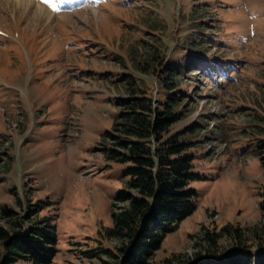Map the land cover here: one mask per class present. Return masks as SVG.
<instances>
[{
    "label": "rangeland",
    "instance_id": "1",
    "mask_svg": "<svg viewBox=\"0 0 264 264\" xmlns=\"http://www.w3.org/2000/svg\"><path fill=\"white\" fill-rule=\"evenodd\" d=\"M159 41L184 62L212 52L241 67L219 80L193 62L198 83L180 86L195 101L175 126L212 111L219 137L195 148L196 206L153 261L192 251L203 226L259 219L264 165L253 124L264 120L252 118L262 110L251 99L264 84V0H0V214L33 203L54 217L57 251L46 264H102L80 250L116 243L103 233L132 162L106 157L105 133L129 90L126 73L159 93L157 77L134 65Z\"/></svg>",
    "mask_w": 264,
    "mask_h": 264
},
{
    "label": "trees",
    "instance_id": "2",
    "mask_svg": "<svg viewBox=\"0 0 264 264\" xmlns=\"http://www.w3.org/2000/svg\"><path fill=\"white\" fill-rule=\"evenodd\" d=\"M153 44L134 65L157 77L160 95L149 93L133 73H126L129 90L119 98L118 115L112 129L105 133L102 149H107L106 157L130 160L132 164L125 170L129 175L126 186L111 203L112 224L103 233L107 240L115 239L116 243L106 245L99 239L100 244L80 250L86 257L100 258L102 264H157L152 258L164 235L174 230L196 206V189L190 185L199 176L193 170L195 148L219 137L215 132L219 116L212 111L204 119L175 126L187 115L194 100L181 84L198 81L191 59L172 60L160 41ZM202 60L201 67L217 73L209 57L203 55ZM257 85L261 91L251 100L262 113L253 111L252 118L260 121L264 120V84ZM217 87L220 86L213 88ZM209 122L216 123L209 127ZM253 125L258 133L255 146L264 165V124ZM201 129L208 132L199 135ZM262 187L257 221L248 225L226 222L219 228L203 226L193 235L196 240L192 251L173 253L165 261L168 264H264V184ZM38 209V204L29 203L23 212L10 208L1 212L0 264L19 259L37 264L51 261L57 251L56 225L52 215H38Z\"/></svg>",
    "mask_w": 264,
    "mask_h": 264
},
{
    "label": "snow or ice",
    "instance_id": "3",
    "mask_svg": "<svg viewBox=\"0 0 264 264\" xmlns=\"http://www.w3.org/2000/svg\"><path fill=\"white\" fill-rule=\"evenodd\" d=\"M45 3H48L49 0H44ZM53 8H55V4L52 5Z\"/></svg>",
    "mask_w": 264,
    "mask_h": 264
},
{
    "label": "bare ground",
    "instance_id": "4",
    "mask_svg": "<svg viewBox=\"0 0 264 264\" xmlns=\"http://www.w3.org/2000/svg\"><path fill=\"white\" fill-rule=\"evenodd\" d=\"M24 1H25V0H24ZM62 1L64 2V1H69V0H62Z\"/></svg>",
    "mask_w": 264,
    "mask_h": 264
}]
</instances>
